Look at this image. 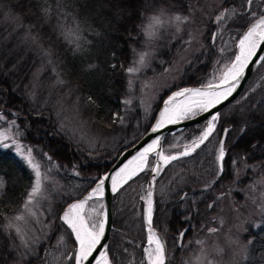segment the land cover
I'll use <instances>...</instances> for the list:
<instances>
[{
    "label": "trees",
    "instance_id": "1",
    "mask_svg": "<svg viewBox=\"0 0 264 264\" xmlns=\"http://www.w3.org/2000/svg\"><path fill=\"white\" fill-rule=\"evenodd\" d=\"M225 9L235 11L229 15ZM161 10L188 16L201 33L200 47L185 52L188 63L161 91L148 119L141 118L133 102L124 115L127 68L140 46L142 23ZM221 13L224 19L218 21ZM263 14L264 0L250 6L247 0H0V112L13 119L15 135L32 149L47 177L41 195L29 205L37 219L29 217L23 205L32 172L12 151L0 148V264H73L71 256L55 261L50 254L59 232L74 246L60 219L67 204L92 187L119 153L145 133L171 91L205 85L213 66H227L235 39ZM166 38L157 53L164 66L185 48ZM37 66L40 71L34 77ZM64 90L82 105L88 129L103 145L90 148L60 128L54 104L62 103ZM202 123L166 135L161 147L171 135L180 136L182 145L197 138ZM221 141L225 156L218 166ZM263 160L260 62L235 99L219 110L211 135L190 155L166 164L155 180L152 227L163 239L167 264H183L195 239L214 224L219 196L232 184L233 162L251 165ZM148 175L140 172L112 196L106 249L110 264H147L139 197ZM18 215L25 217L21 233L9 226L19 221ZM181 232L185 235L178 242ZM242 240L248 241L244 264H264V227L246 228Z\"/></svg>",
    "mask_w": 264,
    "mask_h": 264
},
{
    "label": "rangeland",
    "instance_id": "2",
    "mask_svg": "<svg viewBox=\"0 0 264 264\" xmlns=\"http://www.w3.org/2000/svg\"><path fill=\"white\" fill-rule=\"evenodd\" d=\"M151 16H148L142 23V40L139 44L140 46L134 52L131 65L127 68H135L137 70L132 73L127 71L128 96L123 108L124 115H126L129 105L132 102L135 103L141 118L145 120L150 117L152 106L159 98L161 91L166 89L171 81L176 80L178 76H180L184 66L188 63V57L185 52L191 50L197 51L200 47L199 37L201 34L199 30L195 28V24L190 18L183 23H178L172 20V17L175 15L164 13L162 16V27L157 30L154 38L149 39L145 34L144 28L149 23V18ZM187 26H189V28L186 30V33L182 34L183 28H186ZM177 27H179V31H177ZM243 33L235 39L233 60L237 53L239 39L242 37ZM214 35H217V32ZM164 36L168 37L166 38L168 42L178 40L180 43L185 44V48L177 53L175 58L165 66L162 64V60L157 54L161 48L160 44L164 42ZM142 54L144 55V61L143 63H140V56ZM232 59L231 61H233ZM38 61L40 66L41 60L38 59ZM230 63L227 66H229ZM227 66L220 69H216V67L213 66L206 75V84H218L222 73L226 70ZM39 71L40 67L37 66L32 75L36 77ZM173 91L175 92L176 90ZM173 91L171 92L173 93ZM63 92L64 94L59 95L62 103L59 102L54 104L57 108L56 114L58 125L63 132H65V134L67 133V136L74 138L76 142H81L90 148L103 145L102 142H98V139H96L95 132L88 129L87 121L83 116V107L79 101L74 97H70L67 90H64ZM199 112L200 110L195 111L196 114ZM191 116L194 115L189 114L185 118ZM207 120L203 121L201 131L197 138L182 145L180 136L171 135L165 145L161 147V151H163L165 155H170L174 153L172 152V149L174 148L180 147L179 150L188 149L196 143L205 131L206 125L208 124ZM13 128V119L5 118L0 112V148L12 151L27 165L33 175V184L35 178L34 172L17 152L16 146L17 144L20 145L24 150L25 155H27L28 148L18 140ZM13 141L16 143H13ZM112 141L114 142L115 140L112 139ZM5 144L8 145L7 148L3 147ZM149 161V165L145 168V171L148 172V174L152 169L154 157L150 156ZM237 163L238 165L233 162L232 165L234 172L231 186L223 196H219L220 201L217 206V213L213 216L214 224L207 229L206 234L195 239V242L193 243L194 245L191 246V250L187 255L189 258L183 260V264H244L247 259L248 241H243L242 235L245 233L246 228L256 230L260 227H264V160L261 163L251 165H246L241 161H238ZM142 195L143 193H141L139 198H142ZM68 206L65 207L61 216H63ZM100 207L101 200L97 198H93L86 205L87 209L96 210L93 212L94 220H99L98 213L100 212ZM30 210L32 215H29V213L25 211L26 215L37 219L31 208ZM61 222L63 221L61 220ZM22 223L23 222L19 220L11 226L16 231L18 228L19 233H21L23 230ZM35 224L36 228L41 227L40 221H36ZM210 229H215L216 231L210 232ZM147 236L143 251L148 247ZM71 238L74 242V246L68 243L64 233H58L50 251V254L54 257L55 261L62 257L71 256L74 264L75 250L77 249L72 234Z\"/></svg>",
    "mask_w": 264,
    "mask_h": 264
},
{
    "label": "snow or ice",
    "instance_id": "3",
    "mask_svg": "<svg viewBox=\"0 0 264 264\" xmlns=\"http://www.w3.org/2000/svg\"><path fill=\"white\" fill-rule=\"evenodd\" d=\"M254 3V0H247V4L250 6ZM234 9H225V13L229 15L234 12ZM164 15V10H161L159 14H155L149 18V23L144 28L145 34L149 39L156 36L157 30L162 27L163 21L162 16ZM255 17V13H251ZM189 19L188 16H181L176 14L172 17V20L178 23H183ZM224 19V13H221L217 17L218 21ZM179 31V27H177ZM264 45V15H261L255 23L247 29L243 36L239 39V52L235 55V59L230 63L226 70L222 73L219 84L209 83L206 90L201 89H184L183 91L176 92L168 101H165L166 107L160 113V119L157 121L156 125L153 127L152 131L156 132L157 129L162 127L164 123H175L181 118L187 117L189 114L195 115L194 109L199 108L200 111H207L209 108L219 104L222 100L227 99L228 96L232 94L235 90L236 82L243 76L245 68L252 62V58L257 55V49ZM144 55L140 56V63H143ZM259 62H264V57L260 58ZM135 68H129L127 71L132 73L136 71ZM223 90H219V89ZM186 96L187 102H181L179 106L175 108H169L167 105L173 103L177 97ZM217 120V115H213L211 120L208 122V126L202 135L199 137L197 143L190 146L188 150L181 153L182 156H186L190 151H193L195 147H199L200 143H203L212 133L215 127V121ZM6 138V137H5ZM13 143H16L13 141ZM159 144V139H155L145 147L142 151L138 152L131 160L128 161L124 167L120 168L115 175L111 176L112 181V191L115 192L123 184L127 183L138 173L145 171V168L149 165V154L156 150ZM3 147L7 148L8 145L5 144ZM17 152L22 156V158L27 162L29 167L34 172V182L31 189L27 193L25 203L23 205L24 210L32 215L29 205L42 193V186L44 180L47 179L43 176L40 170V165L34 162V157L32 156V149H27V155L24 154V150L20 145L17 144ZM157 155L160 160L167 164L170 161L176 160L178 157L174 155H165L163 151H157ZM225 156V150L223 147V141H221V147L219 149V154L217 156L218 161H222ZM161 168L158 166L153 168L152 171L157 175L159 174ZM108 177L99 180L97 186L92 189L88 195L79 200L76 203H72L65 210L63 216L60 219L71 229V232L75 236V240L78 243V249L75 253L76 264H83L84 261H88L90 257L93 256V252L97 250V246L100 244L101 238L105 233V221L94 220L93 212L95 209H87L86 205L94 197L100 199L104 195V185L105 180ZM3 187V181L0 179V188ZM152 193L149 191L147 198V209L145 219L148 225V247L144 249L145 258L147 264H167L166 249L162 240L156 235L152 230ZM102 207V205H101ZM211 207V205H210ZM98 215H102L99 214ZM23 215L16 216V220H24ZM11 226V225H9ZM210 232L216 231L215 229H210ZM17 232L19 229L17 228ZM185 232L180 233V237L183 238ZM96 264H109L108 255L106 252H101L99 257H94Z\"/></svg>",
    "mask_w": 264,
    "mask_h": 264
},
{
    "label": "water",
    "instance_id": "4",
    "mask_svg": "<svg viewBox=\"0 0 264 264\" xmlns=\"http://www.w3.org/2000/svg\"><path fill=\"white\" fill-rule=\"evenodd\" d=\"M259 17L254 19L247 27H249V26H251V24L255 23ZM246 30H244L243 32H245ZM261 57H264V45H261V47L257 49V55L252 58V62H250L249 65L245 68L243 76L236 82L235 90L232 92V94L230 96L227 97V99L222 100L219 104H216L215 106L209 108L207 111H200L199 113H197L194 116H191L188 118H181V119L177 120V122H175V123H164V125L162 127H160L159 129H157L156 132H153L152 129L154 127L155 121L159 115V112H160L162 106L164 105L166 97L169 95L168 94L162 100L158 110L156 111V114H155V117L153 119L152 124L145 131V133L134 144H132L129 147L124 148L119 153V155L115 158V160L109 166V168L106 170V172L100 176L98 181L92 187H90L85 192H83L77 199H75V200H73L67 204V206H68L69 204H71L74 201H79V200L84 199L88 195V193L91 192V190L97 186L100 179L108 177V179L105 180L104 195L102 198H100L102 207H100V212H99V214H102V215H99V220L103 219L105 221V233H104V236L101 238L100 244L97 246V250L93 252V256L90 257L88 261H84L83 264H93L95 262L94 257H98V255L101 252H106L109 233H110V230L112 229V214H111L112 196L116 192V191L115 192L112 191V183L110 182L111 176L114 173V171L117 170L128 158H130L141 147H143L145 144H147L152 139H159V144L157 145V148L155 150L156 155H157V151H161L162 141L166 135L172 134L176 131H179V130L184 129L186 127H189L191 125H195L201 121H205L213 115H217L219 110L222 107H224L226 104H228L233 99H235V97L240 93L245 81L249 78V76L253 73V71L259 65V63H260L259 61H260ZM212 84H217V83H212ZM207 86H208V84L197 85V86H187V87H181L178 90L188 89V88H201V89L206 90ZM195 148H197V147H195ZM188 149H182L180 152L173 153L171 155L177 156L178 158L184 157L181 155V153L185 152ZM191 153H192V151L189 152V154H191ZM220 163H221V161H218V166H220ZM165 165L166 164H164V163L163 164L153 163L152 169L159 166L162 170V168ZM152 169L149 172V175L147 177L145 187H144V191H143V195L141 198V217H142V223H143V227H144L145 232H148V225H147V221L145 219V210L147 207L146 201L148 198V193H149V191H151V193H152L155 180H156L157 176L159 175V174L157 175L155 172H153ZM161 170H160V172H161ZM151 199H152V196H151ZM152 230L156 233V235L163 242V239L161 238L159 233L153 227H152ZM180 239H181V237L179 234L178 242L180 241ZM163 244H164V242H163ZM74 264H75V262H74Z\"/></svg>",
    "mask_w": 264,
    "mask_h": 264
},
{
    "label": "bare ground",
    "instance_id": "5",
    "mask_svg": "<svg viewBox=\"0 0 264 264\" xmlns=\"http://www.w3.org/2000/svg\"><path fill=\"white\" fill-rule=\"evenodd\" d=\"M250 27V26H249ZM248 27V28H249ZM247 28V29H248ZM247 31V30H246ZM245 31V32H246ZM244 32V33H245ZM243 33V34H244ZM243 34H242V36H243ZM239 44V43H238ZM239 52V48L237 49V53ZM236 53V54H237ZM219 84V83H218ZM188 89H201V88H188ZM184 89H180V90H176L175 92H173V93H171L170 95H168L167 97H166V99H165V101H168L169 100V98L170 97H172L173 95H174V93H176V92H180V91H183ZM202 91L204 90V89H201ZM219 90H223L222 88L221 89H219ZM181 102H187V98H186V96H181V97H177L176 98V100L173 102V103H171V104H169V105H167L169 108H175L176 106H179L180 104H181ZM165 107H166V104H165V102H164V105L162 106V108H161V110H160V112H159V115H158V117H157V119H156V121H155V124H154V126L156 125V123H157V121L160 119V113L165 109ZM200 109L199 108H196V109H194V111H199ZM211 118H212V116L207 120L208 122L211 120ZM207 126H208V124L206 125V128H207ZM205 128V129H206ZM153 140H155V139H152L151 141H149L147 144H145L143 147H141L135 154H133L130 158H128L117 170H115L114 171V173L112 174V176L113 175H115V173L116 172H118L119 170H120V168H122V167H124V165L125 164H127L128 163V161L129 160H131L134 156H136L137 155V153L138 152H140V151H142L145 147H147L149 144H151L152 143V141ZM154 157V163L156 164V163H161V164H163V162L160 160V158H159V156L158 155H156V152L155 151H153V152H151L150 154H149V157ZM110 182L112 183V181H111V179H110ZM92 191V190H91ZM76 202H78V201H74L73 203H76ZM72 204V203H71ZM70 205V204H69ZM146 209H147V207H146ZM145 215H146V210H145ZM64 223V222H63ZM67 228H68V226L66 225V224H64ZM69 229V228H68ZM69 231L71 232V229H69ZM148 232H146V236L149 234H147ZM71 234H72V236H73V238H74V241H75V243H76V249H78V243L76 242V240H75V236H74V234L71 232ZM148 237V236H147ZM147 244H148V241H147ZM77 251V250H76ZM100 256V254L98 255V257ZM74 262H75V264H76V261H75V257H74ZM93 264H96V262H94Z\"/></svg>",
    "mask_w": 264,
    "mask_h": 264
}]
</instances>
